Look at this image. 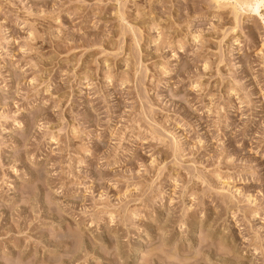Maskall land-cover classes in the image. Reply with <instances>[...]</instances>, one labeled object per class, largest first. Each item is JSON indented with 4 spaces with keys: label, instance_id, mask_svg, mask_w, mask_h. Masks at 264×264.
Returning a JSON list of instances; mask_svg holds the SVG:
<instances>
[{
    "label": "rangeland",
    "instance_id": "374dc122",
    "mask_svg": "<svg viewBox=\"0 0 264 264\" xmlns=\"http://www.w3.org/2000/svg\"><path fill=\"white\" fill-rule=\"evenodd\" d=\"M0 264H264V0H0Z\"/></svg>",
    "mask_w": 264,
    "mask_h": 264
}]
</instances>
